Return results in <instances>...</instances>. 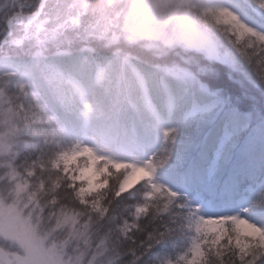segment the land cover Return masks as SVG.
I'll return each instance as SVG.
<instances>
[{"label": "snow or ice", "instance_id": "1", "mask_svg": "<svg viewBox=\"0 0 264 264\" xmlns=\"http://www.w3.org/2000/svg\"><path fill=\"white\" fill-rule=\"evenodd\" d=\"M0 264H264V0H0Z\"/></svg>", "mask_w": 264, "mask_h": 264}]
</instances>
